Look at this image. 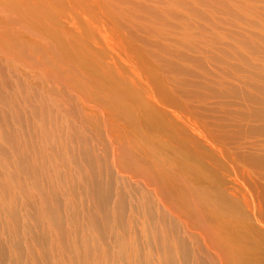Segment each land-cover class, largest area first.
Listing matches in <instances>:
<instances>
[{"label":"bare ground","instance_id":"1","mask_svg":"<svg viewBox=\"0 0 264 264\" xmlns=\"http://www.w3.org/2000/svg\"><path fill=\"white\" fill-rule=\"evenodd\" d=\"M190 1L191 4L187 0H173L177 6L191 11L184 14L187 10H183L184 15L208 19L202 8V11L194 8L203 2L230 21L256 29L239 32L235 37L237 42L232 48L247 47L245 53L218 58L220 69L228 67V72L222 70L216 76L215 71H207L204 63L212 56L201 52L205 54L204 59L194 61L192 66L201 69V75H209L207 83L191 79L195 76L191 66L176 65L188 52L157 37L162 30L152 19H161L164 23V19H180L170 2L171 6L159 10L138 0L132 5L130 0H0V264L36 262L33 255L29 256L31 251L21 247L18 240L24 225L18 222L15 209L18 204L15 207L13 204L18 199L15 185L30 203L36 204L31 203L33 208H38L37 217H31L33 221L45 219L47 229L57 230L61 237L68 232L63 230L65 226H61L60 220L69 215L64 213L67 208L63 209L65 217L57 212V208L63 207L57 206L63 193L70 214L73 212L71 217L80 210L84 214L80 222L84 224L78 230L84 228L85 234L90 230L101 243L103 238L98 240V236H110V240L106 239L110 244H103L100 249L96 248L95 238L89 236V239L81 233L82 250L77 247L78 241L71 250L65 240L66 249L60 237L56 247L61 248L62 256L66 254L65 264H264V183L261 182L264 155L256 154L262 146L250 140L264 137V4L253 9L251 16L248 9L259 5H254L253 0L249 1L254 6L244 4L245 1L236 4V0ZM143 18H151L152 24L143 23ZM170 22L166 23L170 25ZM187 22L183 21L184 26L192 28V32L199 28ZM202 31L203 37L205 33L211 35L206 29ZM192 32L184 33L186 37L177 40L182 47L189 48L200 40L198 35H195L198 40L194 36L199 31ZM217 43L219 47L221 43ZM128 46L137 52L138 66L140 63L145 68L143 77L151 75L153 69L149 65L163 72L180 73L181 76L175 77V86L185 96L197 102L202 100L201 107L207 106L208 93L247 102L237 109L239 122L232 126L233 130L227 129L226 123L221 124L219 116L212 119L221 128L217 134L219 141L240 150L236 149L234 155L231 152L229 160L235 164L226 165L225 156L221 158L223 169L235 176L231 185L218 168L202 170L204 166L196 157L191 159L195 145L192 139L182 146L175 142L171 147L166 143L171 154L181 153L176 158L173 156L174 159L167 156L165 160L162 156L156 160L150 154L157 139L140 110L150 109L146 103L151 107L156 105L150 94L161 82L157 74L151 78L154 86L143 91L138 85L114 75L116 70L125 71L114 56L129 60ZM153 47L156 49L152 50ZM132 70L140 80L138 68ZM145 70L150 73L145 74ZM32 76L37 82L30 81ZM240 116L247 117L250 125L247 122L244 127ZM22 122L37 127L39 139L25 133L27 137L21 136L20 141L16 137L18 129H7V125ZM93 138L100 142L106 140L108 163L97 159ZM246 143L251 150L243 151ZM213 149L220 154L217 147ZM31 153L40 157V168L48 174L45 176L52 183L50 187L37 184L40 174L44 173H38L39 163ZM30 155L35 161L28 158ZM36 172L40 176L35 180L24 181L19 177L20 173L34 175ZM30 193L37 197L36 203ZM29 201L23 203L28 204L27 208ZM24 206L21 208L24 212L30 210L25 211ZM27 231L22 234H26L21 239L24 243ZM72 237L68 239L71 246ZM42 241L45 243L44 234ZM58 252L55 254L59 255Z\"/></svg>","mask_w":264,"mask_h":264},{"label":"rangeland","instance_id":"2","mask_svg":"<svg viewBox=\"0 0 264 264\" xmlns=\"http://www.w3.org/2000/svg\"><path fill=\"white\" fill-rule=\"evenodd\" d=\"M138 1H140L141 3H144L142 0H138ZM144 1H145V3H144L145 5L146 4H150L149 5L150 7L154 6L156 9L159 8V10H162L165 7L171 6L168 3V2H170V3H172V8L174 7L175 10H177L176 12H178V13L176 15H178L179 18H180V19H178V21L176 20L178 17H175V20H174V18L173 19L172 18L171 19H164L165 23L168 22V21L169 22L171 21L170 25H168L169 23L165 24L164 21L161 20V19H159V20L158 19H152L153 21L154 20L156 21V22H153V21L152 22L157 28L162 30V31H158L159 32V36H157V37H160V38L162 37L161 39L164 40L165 43L169 42V44L172 47L179 48V49L181 48L180 50L184 51V53H186V54L189 53L188 55L180 57L177 60L178 62L176 63V65L179 63L181 66H183L185 68H189L191 66L190 67L191 68V72L195 73L194 74L195 76L193 78H191L193 81H197V82H201V83H207V82L210 81V80L208 81L209 75H208V77L201 75L202 74V70L197 68V67H195V66H192L194 64V61H196L198 59H201V60L204 59L203 56H205V54L206 55L211 54V56H212V58L208 56L209 60L206 61V63H204V66L207 69V71L208 70H210L209 72H214L215 71L214 73H216V76H217V73L221 74L222 72H224L222 70H226L228 72L229 71L228 67L227 68L225 67L226 69H220V67L218 66L219 65L218 58H220L221 56H224V55L233 58V57H236V55L241 53L242 51H243V53H245L247 51V47L241 46L239 49H233L232 48V47L235 46L234 43L237 42L235 40V37L238 35L239 32L243 33L244 31L256 30L253 27L248 29L244 24H241V23H239L237 21H235L236 23H234L233 21H230V19L225 18V16L223 14H220L219 11H216V9L212 11L211 9H213L214 7L212 8V6L208 5V7L210 6L208 8L206 5H203V2L202 3L199 2L200 4L197 2L199 5L202 4L201 7H198L199 5L197 3L194 4V5L197 4L194 7L193 3L196 2V1L193 0L194 2L192 3L191 6H193L195 9L198 8V10H200V11H202V9H203V11H205L206 14H205V12H203V13L205 14V16L208 19L200 18V17H197L196 15H191V14L190 15H184L186 12H188L187 14H189L191 11H189L188 9H186V8H184L182 6H179V5H178L179 6V8H178L177 3H174L173 0L172 1H169V0H161V1L160 0H144ZM187 1H188L187 3H189L190 0H187ZM243 1H245L244 4L245 3H250L251 5H253V4L255 5V3L259 4L258 7H254L252 9L251 8L248 9L249 10V15H251V16H252L251 12H252L253 9H259V7H262V4H264V3H261V0H260V2H259V0H253L254 3H253V1L250 2L249 0H236V4H239V3L242 4ZM133 2H135V0ZM133 2L130 0L129 4L132 5ZM189 4H191V3H189ZM204 4H206V3H204ZM183 10H187V11H185L184 14H183ZM179 11L182 12L181 13L182 16H180V12ZM182 17H183V19H181ZM185 18H187V19L185 20ZM142 20H143V23H145V24H150V23L152 24L151 18H147V19L143 18ZM179 20H182V23H183V21L184 22L188 21L187 23H190L191 24L190 26H193V28H195V26L199 27L200 29L199 28H195L199 32L195 33V29L192 32V30H193L192 28L188 29L186 26H184V23L183 24L180 23ZM146 22H148V23H146ZM162 23L164 25H160L159 26V24H162ZM181 24H182L183 27L180 26ZM185 25H186V23H185ZM16 29H19V28H16ZM186 29H188V30L186 31ZM201 29L202 30L206 29L207 31H209L211 33V35L209 36L208 33H205L206 36L203 37L204 35L202 36L203 31ZM190 30H191V32L193 34L195 33L194 36L198 35L199 38L197 36H195V38L197 37L200 40H198L196 38L198 40L196 42L192 38V40L194 42H196V43L193 42L194 46L192 45L189 48L182 47L181 44L177 40L181 39L182 37L183 38L186 37L184 33H186V32L188 33V31H190ZM184 31H186V32H184ZM161 32H162V34H161ZM240 33H239V35H240ZM141 34H142V36L146 35L144 33H141ZM215 36H216V38H215ZM204 39H206V40H204ZM100 41H101V43L104 46V42L102 41V38L100 39ZM203 41H205V42H203ZM217 41L219 43H221V45L219 47H217V44H218ZM198 42H201V43L198 44ZM199 46H201V47H199ZM151 49L154 50L156 48L153 47ZM185 49H187L188 51L187 50L185 51ZM222 49H224L223 52L221 51ZM127 51H128L127 54H128L129 60L125 59L124 57L118 58L117 56L113 55L115 57V59H117L119 62H121L123 64V66L125 67V71L124 72L123 71H118V70L115 71L114 75L116 77L124 79L129 84L138 85V87L141 88L143 91H146L147 87L154 86L152 84L151 78H153L157 74H158L160 82H161V85H159L160 87L158 89L152 90V92L150 94L151 100L155 101L156 105H153L151 107L150 104L146 103L150 107V109L149 110H145V109H141L140 110V114H144L143 115L144 119L146 121H148L147 122L148 123L147 127L148 126L152 127L150 132L153 133L155 135L156 139H157V144L152 145L150 154L154 155L156 160L161 159L162 156H164L165 160H167L166 159L167 156H171V158H173V156H174L176 158L181 153H176V155L171 154V151H170V148L168 147V145L171 146V147H174L176 145V143H177L178 146H182L184 144H187L189 142V140L192 139V140H194L195 145L193 147V151L192 150L191 151L193 152V154L195 156L192 154L191 155V157H192L191 159L194 160L195 157H196L197 161L200 162L204 166L203 167L204 169H202V170L206 169V170H212V171L215 170L216 171V169L218 168V172H220L222 174V176L225 179L226 183L228 185H231L232 184V179L235 176L227 174L228 171L223 169V167L220 164V162H223L221 160V158H222V156H225L226 165H228L229 163L230 164H235L233 162H230V160H229L231 152L234 155V152L236 151V149H237V151H240V150H238V148H231V145L226 146L223 141L222 142L219 141V139L217 137V134L219 133V130L221 128H218L215 125V123L212 121V119L215 118L216 116H219V118H221V122L220 123L221 124H225L226 123L227 124L226 125L227 129L229 128V130L230 129L233 130L232 126L234 124H236L237 122H239V119L237 118V109L247 105V102L245 100L241 99V98L240 99H238V98L234 99L233 97H230V96L227 97V98H221V97L218 98V97H215V96L211 95L210 93H208V95H206V97H205L207 106L206 107H201V105L203 104L202 100L199 99L198 102H197L196 100H194L193 97L185 96L181 91H179L177 89L178 87L175 86V81H174L175 77L181 76L180 73L179 74H176V73L173 74V73L163 72V71L157 69L156 66L149 65L153 69V71H152V73H151V75L149 77H143L142 71L145 68H143L140 63H139V66H138L137 52L132 51L130 46H128ZM201 52H204V53L206 52V53L204 54V53H201ZM211 60H214V61H211ZM135 67L138 68V70L140 72V80L138 79L139 76L134 77L132 69H135ZM219 71H220V73H219ZM149 73L150 72L148 70H145V74H149ZM29 79L33 83L37 82L36 77L32 76ZM213 80H212V82H215ZM217 80H219L218 77H217ZM229 80L231 81L232 79H229ZM216 86H219V85H216ZM222 102H224V106H223ZM196 107H198V109ZM22 118H24V115H22ZM240 119H241L242 123H244V127H247L248 123L250 125V121H248L247 117L240 116ZM7 122H9V121H7ZM151 122H153V124H150ZM15 124L16 123L11 124L12 126L14 125L13 127L12 126L10 127L9 125H7L9 127L7 129H10L11 131L14 130V129L16 131V129H18L17 130L18 133L16 131V137L19 138L20 141L23 139V138L21 139V136H25V133H26L27 136L29 134H31V136H33V139H36L38 137V131H37L38 129H37V127H35L36 130H34V132H32V129H35V128H32V126H29V124L27 125L25 122H22L19 125L18 124L15 125ZM28 126H29V128H28ZM27 128L29 130H27ZM20 130L21 131L23 130L22 131L23 133H21ZM29 131H31V133H29ZM20 133L22 135H20ZM14 136H15V134H14ZM27 136H25V137H27ZM37 139H39V138H37ZM93 139H94V144H95L94 150H95V154H96L97 159L99 161H101V163H105V162L108 163L109 157H108V155L106 153V149H105L106 140H103L102 142H100L97 138H93ZM250 140L252 141V143H256V144H259V145L262 146L261 148H259L256 151V154L264 155V137H261V136L257 137L256 136V138H251ZM245 141L247 142L248 140L245 139ZM5 146L6 147L9 146L7 142H6ZM213 146L217 147L220 150V154L219 153H217V154L214 153ZM245 146H247V147H245ZM248 146L249 145H247V143L244 144L243 145V151L251 150L250 148H248ZM225 147H227V149ZM241 150H242V148H241ZM31 154H33V153H31ZM33 155H34L35 160L37 159L36 161L39 163L37 165L38 166V169H37L38 173L40 171V173H44V174L42 175V174L39 173L41 175V177H39L40 175L37 172H36L37 174L35 173L34 175L33 174L20 173L19 177L21 178V180H24V181H25V179H26V181H27V179H28V181L33 180V179L35 180V179H37L39 177V180L37 179V182H39V183H37V184H39L41 187L43 186L45 188L46 187H50L52 185V183L49 182L50 180H48L47 179L48 177H46V176H48V174L44 172V168L43 167H42L43 170H42V168H40L41 167L40 166L41 163L39 161H41V160L38 159L40 157L38 155H36L35 153ZM33 155H30L31 157L28 156V158L33 160V161H35L33 159ZM145 156H147V154ZM106 158H107V160H105ZM216 163L218 164L217 167L215 166ZM10 168H12V166ZM228 169H230V168H228ZM221 174H219V175H221ZM33 176H36V177L34 178ZM26 177H28V178H26ZM31 177H33V178H31ZM40 178L42 180H40ZM46 181H47L48 185H47ZM187 181H188V184L191 185L190 179L188 177H187ZM261 182L264 183V180H261ZM49 183H51V184H49ZM14 187L16 188V189L15 188L14 189L18 193V195H17L18 199L13 201L14 207L16 206V204H18L17 207L15 208L16 212H17V215H18V219H19V220L18 219L17 220H18V222H20L22 224V226L24 225V230L23 229L21 231L19 230L20 235H19L18 240H19V243H21V247H27L32 252V253L30 252L29 256L33 255L32 257H34L35 260H36L35 264H65L64 261H65L66 254H65V256H62L61 248L58 247L59 249H57V247H56L57 244H59V240H61L63 238V237H61V233L58 234L57 230L55 232L54 229H52V230H49V228L47 229L48 225L46 224L45 219H42L40 221V219L36 218V220H34L35 221L34 222L31 217H33L34 219H35V217H37V216H35V213L37 214L38 208H35V207L33 208L32 206L33 205L36 206V204L31 202L33 204L32 205L30 203V201L27 200L25 196H23V194H22L23 192L21 193V190L19 189V187L18 186L16 187V185ZM63 194H61V197L59 195L60 199H58V202H57L58 203L57 206H61L62 205L63 207H59L60 209L57 208V210H59L57 212H58V215L61 214L63 217H65L68 214L66 212H69L70 216L69 215H67V216L70 217V219H68V217L66 216V218H64V219H68V221L64 220V219L60 220L61 222L63 221L62 222L63 224H61V226L62 227L65 226V227H63V230H65L66 233L68 232L67 234H65V233L63 234V236L64 235L65 236L61 240L62 242L61 241L60 242H61L62 245L65 246V248H66V246L70 245L69 249L71 248V250H72L73 249L72 248L73 244L78 241L76 243L77 247L81 249L82 248L81 246H83V243H82L83 242L82 241L83 238L81 237V235L83 233L85 234V232H87V231L86 230L82 231V229H84V228H82L81 230H78V228H81L79 226H83V224H84V223L83 224L80 223L81 221H83L82 217H83L84 214L80 213L82 211V210H80V211H78L79 213H77V214H79L78 216H77V214H75L74 218L71 217V214H73V212L70 214V208H68L67 207L68 205L65 204L66 203V202H64V200H65L64 198L65 197H63ZM19 195L21 197H19ZM29 195H31V193ZM29 195H28V197H30ZM64 196H65V194H64ZM35 197H36L35 195H31V198H33V202L35 201V203H36V198L37 197L36 198ZM16 201H18V203H16ZM26 201H29V203H30L28 208L26 207L28 204L26 206H24ZM61 201H63L64 203L63 202L62 203L64 205H66V206H64L61 203ZM59 202L61 203L60 205H59ZM23 203H24V205H23ZM22 206H24V210L25 209L26 210L30 209L31 211L34 212L33 209H35L34 214H33V212L31 213V211L29 210L30 213H31V214L29 213L30 214V216H29V214H27L29 211L25 210L26 212H24L23 209H21V208H23ZM30 207L33 208V209H31ZM61 208H62V211H60ZM65 208H67L68 211L67 210L64 211L63 209H65ZM63 211H64V213L66 215L63 213ZM25 213L27 214L28 217L26 216ZM80 214H82V215H80ZM61 215H60V217L63 218ZM26 217L29 218V219H26ZM75 218H78V219H76L77 220V225H76V222H75ZM69 220H72V221L70 222ZM78 221H79L80 224H78ZM68 222H70V223H68ZM25 223H27V224H25ZM65 224L67 225V227H66ZM73 225H75V227ZM25 226L26 227L29 226V227L26 228ZM70 227H71V229H69ZM27 229L29 230V233L27 234L28 236H27L26 243H24V241H22L21 239H24L23 237H26L25 236L26 234L25 235H22V234H24L25 231L28 232ZM78 232L80 233L79 235L77 234ZM54 233H55V236H54ZM69 233L71 234V236H70ZM72 233L75 234L74 236H76V238L75 237L74 238L76 240L73 239V237H72L73 234ZM43 234L45 235V243H44V241H42ZM57 234L59 235L58 236L59 239L56 236ZM92 234H93V236H91ZM30 235H31V237H30ZM105 235L106 236L103 235L102 237L98 236L99 238H101V239L98 238V240H102V238H103L102 241L105 242V243H103V242L101 243V241L97 242L96 241L97 240V238H96L97 234H94L93 232L91 233L90 230L84 236L88 237L89 239H91L90 237H92L93 239L95 238V244L97 242L98 246H96V245H94V246H96V248L98 247V248L101 249V245L106 244V243L110 244V241L108 242V240H110V238H109L110 236L108 237L107 234H105ZM28 237H29V239H28ZM39 237H40L41 240L39 239ZM55 237H57V238L54 240ZM60 237H61V239H60ZM65 237H66V239H65ZM70 237H72V239L74 240L73 241L71 239L72 240L71 243L73 242L72 246H71V244H69L70 242L68 240V239H70ZM51 239H53L54 242ZM106 239H108V240L106 241ZM29 240H31V241H29ZM39 240H40V242H39ZM46 240H47L48 244L50 243L49 245H50L51 248L48 247L49 245L47 244ZM65 240L68 243H66ZM41 241H42V243H41ZM55 241H57V243H55ZM32 242L33 243L35 242L34 243L35 245H33ZM93 242H94V240H93ZM27 243H29V244H27ZM51 243L53 244V246H51L52 245ZM65 243L68 244V245H65ZM30 247H31V249H30ZM46 247H48V248H46ZM138 247H140L139 243H138ZM140 249H142V248H140ZM58 250H60V251L58 252ZM56 251L59 253V255L55 254ZM143 254H144V252L141 253V255H143ZM26 255L27 254L25 253V256ZM61 257L62 258L64 257L63 258L64 260ZM66 261H68V260H66Z\"/></svg>","mask_w":264,"mask_h":264}]
</instances>
